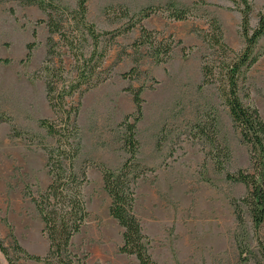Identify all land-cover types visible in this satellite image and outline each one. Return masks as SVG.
Instances as JSON below:
<instances>
[{
    "label": "rangeland",
    "instance_id": "obj_1",
    "mask_svg": "<svg viewBox=\"0 0 264 264\" xmlns=\"http://www.w3.org/2000/svg\"><path fill=\"white\" fill-rule=\"evenodd\" d=\"M53 1L69 11L76 9V0ZM170 1L176 3L87 0L86 20L98 32L122 29L136 21L142 8L163 9ZM226 1L230 7V1ZM249 1L252 13L248 23L254 28L264 0ZM192 2L187 5L190 7ZM176 4L180 6V2ZM208 5L214 4L207 0L198 3L192 17L177 22L158 11L115 36L101 67L95 70L96 75L106 79L72 97L74 103H79L75 118L80 138L76 165L86 173L82 195L88 212L80 231L71 240L70 249L78 258L75 264H137L131 255L119 253V246L114 244L119 228L108 213L110 199L103 189L99 166L112 170L128 157L124 141L128 133L121 123L125 114L134 112L129 90L139 87H142V117L135 125L134 139L138 143L135 160L146 170L134 185V212L151 241L152 258L158 264H240L230 201L241 198L246 188L242 183L227 180L225 175L249 168V150L233 127L220 90L223 86L218 69L214 70L212 82L201 83L203 57H210L214 65H219L222 58V54L201 40L208 29L205 15L217 18L222 40L232 51H240L244 41L240 17L235 18L238 13L226 7L233 15L229 23H221L218 17L206 12ZM46 17L36 5L0 1V59L9 60L0 61V241L9 247L11 232L25 250L41 256L48 250L41 253L47 241L29 195L37 196L49 183L43 148L52 146L55 140L38 124L40 119H52L53 113L44 99V79L34 76L46 54L47 31L43 22H39ZM63 17H67L66 13ZM140 25L159 32L158 37L171 36L176 43L165 64L154 62L143 47L136 52L131 46L139 37ZM108 37L101 38L100 48L108 45ZM54 39L57 41V37ZM31 41L35 43L31 57L24 61L25 45ZM54 45L72 76L75 60L62 43ZM89 51L86 41L82 44L83 55ZM254 55L258 58L245 70L246 78L239 82L238 95L245 105L255 107L264 121V34L255 45ZM136 65L137 74L131 72ZM212 117L217 142L230 154L227 158H213L212 145L195 128L196 123ZM14 130L19 134L15 136ZM218 161L222 162V170L216 165ZM243 215V240L254 254L256 235L245 208ZM257 237L264 241V223ZM93 247L103 251L102 262L91 256ZM0 264H7L1 253ZM15 264L43 263L17 260Z\"/></svg>",
    "mask_w": 264,
    "mask_h": 264
},
{
    "label": "trees",
    "instance_id": "obj_2",
    "mask_svg": "<svg viewBox=\"0 0 264 264\" xmlns=\"http://www.w3.org/2000/svg\"><path fill=\"white\" fill-rule=\"evenodd\" d=\"M17 1L24 6L36 5L47 16L45 20L39 21L43 22L47 31L46 54L34 76L44 79V99L53 113L52 119H40L38 124L55 140L52 146L43 148L46 155L44 166L50 178L49 183L37 196L29 195V197L42 223L41 233L45 235L48 250L43 256L31 254L10 232L11 245L7 247L0 241V253L7 264H15L17 260H32L43 264H74L78 258L70 249L71 240L80 231L88 212L82 195V187L87 181L86 173L83 168H78L76 165L80 138L75 118L79 103H74L72 97L75 94L79 96L84 94L106 79L96 75L95 70L101 67L115 36L129 31L143 19L158 11L165 12L168 20L176 22L188 20L192 17L195 6L198 3H204V0L193 1L190 7L177 6L178 4L171 1L163 9L146 6L136 14L137 19L134 23L122 29L101 32L96 31L94 24L86 20L87 0H76V9L72 11L57 5L53 0ZM229 1L231 6L228 9L236 11L240 17L239 28L244 41L243 48L238 52L232 51L222 40L223 32L217 18L205 15L208 29L201 35V40L208 48L222 54V58L219 65H214V60L210 57L206 55L203 57L201 83L212 82L214 70L218 69L217 74L221 76L220 85L223 86L220 90L225 98L233 127L239 132L242 143L248 146L249 168L226 173L225 176L227 180L242 183L246 188L241 198L230 201L236 221L234 240L239 262L241 264L252 260L254 264H264V241L257 237V232L264 223V121L257 109L245 105L238 95L239 82H243L246 78L245 70L258 58V55H254V48L259 37L264 34V8L258 10L257 23L254 28H250L248 22L252 13L251 2L249 0ZM63 13H66L67 17L62 18ZM71 21L73 23H68ZM158 33L140 25L139 37L131 46L136 52L143 47L154 62L165 64L170 59L172 48L176 43L171 36L158 37ZM32 36H35V31L32 32ZM105 36H109L106 39L108 45L100 48L101 38ZM86 41H89L90 51L87 55H83L82 44ZM58 42L62 43L70 57L75 60L72 76L68 75L61 53L55 49L54 44ZM34 45L33 41L26 43L24 61L30 59ZM98 48L100 51L95 55ZM183 53L186 54L184 48ZM0 61L9 62L8 59H0ZM131 72L138 73L137 65L131 69ZM129 91L134 103V112L125 114L121 123L128 133L124 139L128 157L119 167L112 170L100 165V179L110 199L108 213L122 228V242L117 249L118 252L133 255L138 264H158L150 254L151 241L142 231L140 221L134 212V185L146 169L135 160L138 143L134 139V133L135 125L142 117L140 96L142 87L131 88ZM213 120L212 117L206 122L200 121L195 124V128L200 136L203 135V138L212 145L213 158L215 156L219 159L227 158L230 154L226 147H222L217 142V129ZM13 132L15 136L19 134L18 131ZM32 137L36 139V136ZM216 165L219 170H222V162L218 161ZM243 208L248 213L256 235L257 251L254 254L249 251L243 240Z\"/></svg>",
    "mask_w": 264,
    "mask_h": 264
},
{
    "label": "crops",
    "instance_id": "obj_3",
    "mask_svg": "<svg viewBox=\"0 0 264 264\" xmlns=\"http://www.w3.org/2000/svg\"><path fill=\"white\" fill-rule=\"evenodd\" d=\"M174 1H176V3L180 2V5H187V4H189V1L192 2L193 0H174ZM207 2L212 3L214 5H208L206 7L207 8L206 12H208L211 15L213 14L216 17H218V19L220 20L221 23H229L228 19H230L231 15H233V14L226 10V7L229 6L228 1H226V0H207ZM235 18L239 19V15L236 14ZM118 228H119V232L115 238V243H114V244H116L117 247L122 242V237H121L122 228H120V226H118ZM46 248H47V245H44V250L41 253H43L45 250H47ZM91 256H93L94 260H98V261L102 262L103 251L99 248L93 247V249L91 250ZM130 258H132L131 260H135L134 262L138 264L136 258L133 255H131Z\"/></svg>",
    "mask_w": 264,
    "mask_h": 264
}]
</instances>
